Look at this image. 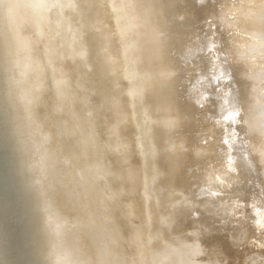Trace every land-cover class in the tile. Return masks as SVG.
Instances as JSON below:
<instances>
[{"label":"clouds","instance_id":"clouds-1","mask_svg":"<svg viewBox=\"0 0 264 264\" xmlns=\"http://www.w3.org/2000/svg\"><path fill=\"white\" fill-rule=\"evenodd\" d=\"M0 264H264V0H0Z\"/></svg>","mask_w":264,"mask_h":264}]
</instances>
